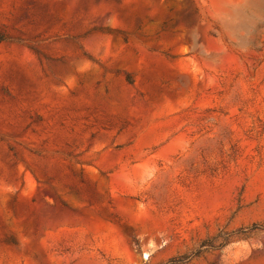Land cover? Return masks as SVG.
Returning a JSON list of instances; mask_svg holds the SVG:
<instances>
[{
	"label": "rangeland",
	"instance_id": "obj_1",
	"mask_svg": "<svg viewBox=\"0 0 264 264\" xmlns=\"http://www.w3.org/2000/svg\"><path fill=\"white\" fill-rule=\"evenodd\" d=\"M264 0H0V264H264Z\"/></svg>",
	"mask_w": 264,
	"mask_h": 264
},
{
	"label": "trees",
	"instance_id": "obj_2",
	"mask_svg": "<svg viewBox=\"0 0 264 264\" xmlns=\"http://www.w3.org/2000/svg\"><path fill=\"white\" fill-rule=\"evenodd\" d=\"M255 228L260 229V230H264V225L263 224H255ZM172 261H173L172 264L180 263V262H177V259H173Z\"/></svg>",
	"mask_w": 264,
	"mask_h": 264
}]
</instances>
